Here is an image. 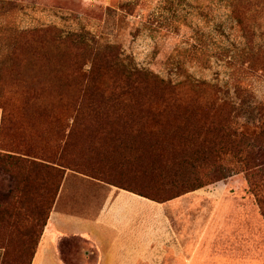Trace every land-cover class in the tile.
I'll return each instance as SVG.
<instances>
[{"label":"rangeland","instance_id":"rangeland-1","mask_svg":"<svg viewBox=\"0 0 264 264\" xmlns=\"http://www.w3.org/2000/svg\"><path fill=\"white\" fill-rule=\"evenodd\" d=\"M28 31L43 35L38 36V51L48 49L53 62L58 64L53 79L63 78L72 85L69 93H65L71 104L82 98L78 94L80 86L88 85L92 80L91 68L100 66L104 51L109 52L104 47L114 46L124 66L151 72L164 83L173 85L178 81H189L203 83L205 87L209 84L230 87L236 80L245 82L250 86V95L244 96L248 109L236 116V120L255 124L259 119L255 104H264V73L258 60L250 62L244 57L246 46L230 17L228 0H0V64L7 58L13 43L18 42L19 33ZM40 41L50 44L44 47ZM82 42L88 47L81 45ZM254 44L258 51L264 50V23L255 31ZM36 69L35 81H41L42 69ZM25 74V78H29L28 73ZM125 83L118 62L110 70H102L95 84L97 100H103L104 104L111 96L128 95L124 93L128 89L122 88ZM129 84L132 88L131 82ZM129 90V94L135 92ZM208 90L202 92L206 95ZM179 94L187 99L195 92L184 87ZM71 104L59 114H70L73 118L74 105ZM109 114L116 118L115 115L127 113L114 108ZM189 115L194 114L190 112ZM196 115L200 123L211 118L205 111ZM15 121L17 123V118ZM17 125L11 121L10 133L19 144ZM108 131L105 130L107 136ZM121 133L129 136L128 131ZM138 151L144 163L155 156L146 149ZM88 155L80 149L73 150L76 162L88 163ZM134 158V153L125 149L110 156V184L67 169L54 202L57 200L58 208L63 211L93 217L109 186L147 190L158 181L147 174V167L135 165ZM222 159L218 167L209 169L206 174L225 176L224 179L158 203L165 206L174 242V246L166 251L162 264H188L194 255L205 259L202 264H264V213L258 204V195L264 196V178L249 175L240 167L238 158L226 156ZM33 175L29 208L39 211L46 195L38 186L39 172L35 171ZM9 186L8 175L0 171V204L4 202ZM28 212L27 209L25 213ZM22 224L29 225L30 222L24 220ZM35 224L37 227L39 222ZM9 229L10 225L0 224V244L18 243V238ZM86 249L88 244L80 239L60 241L66 264H82ZM2 255L3 249H0L1 258ZM209 258L214 260L209 261ZM218 258L220 262L215 261Z\"/></svg>","mask_w":264,"mask_h":264},{"label":"trees","instance_id":"trees-1","mask_svg":"<svg viewBox=\"0 0 264 264\" xmlns=\"http://www.w3.org/2000/svg\"><path fill=\"white\" fill-rule=\"evenodd\" d=\"M228 1L230 17L244 39V57L250 62L258 60L264 73V50L258 51L254 44L255 31L264 23V0ZM38 36L43 35L35 31L19 33L18 42L13 43L0 64V171L8 175L11 183L0 204V224L10 225L8 231L18 238L16 245L0 244L3 249L0 264H31L67 169L91 180L109 183L110 156L121 149L134 153V164L147 167V174L158 182L145 191L130 186L116 187L157 203L224 179L225 176L206 172L218 167L226 156L238 158L240 167L249 175L264 178V104H255L259 114L255 124L236 120V116L248 109L244 96L250 95V86L245 82L236 80L230 87L209 84L207 88L203 83L189 81L164 83L151 72L124 66L115 47L105 46L109 52L104 51L100 66L91 68L92 80L88 85L80 86L78 94L82 98L71 104L65 93H69L72 85L63 78L53 79L58 64L53 62L48 49L38 51ZM40 43L44 47L50 44L49 41ZM81 45L88 47L86 42ZM116 62L126 81L122 88L128 89L124 92L128 95L111 96L102 104L103 100L98 101L95 95L98 91L95 84L102 70H110ZM36 66L42 69L41 81H35ZM25 73L29 78H25ZM184 87L192 88L195 94L187 99L180 96L179 91ZM204 88H210L206 95ZM129 89L135 92L129 94ZM70 104L74 105L73 118L70 114H59ZM114 108L127 114L111 117L114 113L109 112ZM201 111L211 118L200 123L196 113ZM190 112L194 115H189ZM12 120L17 125L19 144L10 133ZM125 131L129 132L128 137L121 133ZM74 149L89 153L88 163L76 162ZM139 149L154 152L155 156L144 163ZM35 171L40 174L39 189L46 195L39 211L29 208ZM258 204L264 213V196L260 194ZM27 209L29 214L25 213ZM24 220L30 224L23 225ZM36 222H39L37 227Z\"/></svg>","mask_w":264,"mask_h":264},{"label":"crops","instance_id":"crops-1","mask_svg":"<svg viewBox=\"0 0 264 264\" xmlns=\"http://www.w3.org/2000/svg\"><path fill=\"white\" fill-rule=\"evenodd\" d=\"M66 238L88 244L82 264H162L166 251L174 246L165 206L111 186L93 217L67 213L56 200L31 264H66L60 250V241ZM204 260L194 255L188 264Z\"/></svg>","mask_w":264,"mask_h":264}]
</instances>
